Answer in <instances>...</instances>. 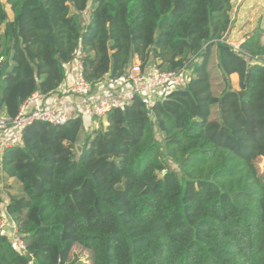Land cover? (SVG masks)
<instances>
[{"label": "trees", "instance_id": "trees-1", "mask_svg": "<svg viewBox=\"0 0 264 264\" xmlns=\"http://www.w3.org/2000/svg\"><path fill=\"white\" fill-rule=\"evenodd\" d=\"M7 5L12 19L0 0V115L58 93L79 47L93 88L121 80L135 59L186 67L191 82L152 108L136 97L90 131L83 116L27 126L0 156L6 212L26 250L0 236V264H82L77 247L92 264H264V32L239 50L228 44L231 0Z\"/></svg>", "mask_w": 264, "mask_h": 264}, {"label": "built area", "instance_id": "built-area-1", "mask_svg": "<svg viewBox=\"0 0 264 264\" xmlns=\"http://www.w3.org/2000/svg\"><path fill=\"white\" fill-rule=\"evenodd\" d=\"M85 59L86 53L79 47L70 63L67 92L76 98L73 105L61 103L42 107L44 98L35 93L22 104L15 118L0 115V140L4 132L13 130V138L21 141L24 129L37 121L55 126L65 125L70 119L71 108H74L76 117L98 120H104L110 112L122 108L136 97L144 99L147 107L152 108L171 90L191 82V73L186 67L178 71H162L153 65L143 67L138 62L129 67L119 86L103 94H96L92 85L85 79ZM2 62L3 58H0V70ZM261 63L264 64V60ZM7 147L9 146L6 144H0V156ZM6 205H0V236L6 238L17 251L24 252L25 243L18 233L16 223L8 216Z\"/></svg>", "mask_w": 264, "mask_h": 264}, {"label": "crops", "instance_id": "crops-1", "mask_svg": "<svg viewBox=\"0 0 264 264\" xmlns=\"http://www.w3.org/2000/svg\"><path fill=\"white\" fill-rule=\"evenodd\" d=\"M2 1L6 4V9L8 11L9 18L12 19V13L10 10V6L7 5L8 0H2ZM257 1L258 0H231L232 7H233L232 12H231V18H232L233 24H232V28H231L230 32L227 35V42H228V44H230L235 49L238 48V50H239L240 46L245 42V40L250 35H252L257 29L258 30L261 29L259 24H257V27L255 28L256 30L251 28L252 26H246L249 24V22L252 23V21L254 20L255 13L257 11V9H255V3ZM230 39H232L234 41L231 42ZM235 40H237L239 43H237V41H235ZM263 41H264V38H263ZM136 62H138L137 59H135L134 63H136ZM70 68H71V66L69 64L67 66L68 77H67L66 82L59 89L58 93L52 95L49 98H44L42 105H41L42 107H50L51 105L61 104V103H67V104L73 105L75 103L76 98H73L67 92V86L70 82V76H69L71 73ZM235 76H236V78H235L236 83L238 86L239 85V78H238V75H235ZM121 80L113 82L107 78L102 83L98 84L94 88V92L96 94H103V93L107 92L108 90H110L116 86H119ZM232 87H233V85H232ZM238 87L237 88L233 87V89L237 90ZM3 115H5V114H3ZM73 117H76V112H75L74 108H71L70 118H73ZM91 121H92V119H89V118L86 119L87 131L98 128L97 123L94 122L92 124ZM104 123L105 122H102L101 124H104ZM0 144H6V146L7 145L8 146H19V145H21V141L15 140L13 138V130H8L2 134ZM0 177H1L0 197L3 200L2 204L6 205L9 201V198L6 194L5 189H4L5 183H4L3 178H2L1 168H0ZM12 183H13V180H8V184H12Z\"/></svg>", "mask_w": 264, "mask_h": 264}, {"label": "rangeland", "instance_id": "rangeland-1", "mask_svg": "<svg viewBox=\"0 0 264 264\" xmlns=\"http://www.w3.org/2000/svg\"><path fill=\"white\" fill-rule=\"evenodd\" d=\"M255 9H257V11H256V13H255L254 20L252 21V23L249 22V24L246 25V26H252L251 28H253L254 30H256L255 28L257 27V24H259L260 27H261L260 30L264 32V0H258V1L255 3ZM89 19H90V15H89V12L87 11V12H85V13L82 15V17H81L82 23H83V24L88 23V22H89ZM263 38H264V37H263ZM263 38H262V39H263ZM230 41L232 42V41H234V40L230 39ZM235 41H237V40H235ZM237 43H239V42L237 41ZM263 43H264V41H263ZM136 63H138V62H136ZM218 73H219V72H218L216 69H214V71H213V74H214V84H215L214 89H215L216 93H217L218 91H220V89H219V87H218V84H219V83L221 82V80H222L220 74H218ZM217 75H218V76H217ZM235 75H236V74H232V75L230 76V78H231V82H232L233 87L237 88L238 86H237V83H236V79H235L236 76H235ZM215 76H217V77H215ZM167 89H169V87H168ZM86 119H87V118H85V120H86ZM105 120H106V119L104 118V122H105ZM94 122L97 123L98 128H100V127L102 126L100 120H98V119H92L91 123L93 124ZM105 123H106V122H105ZM105 123H104V124H105ZM89 130H90V129H89ZM85 135H86V132H84V133L80 136V141L84 139V136H85ZM260 167H261L262 172H264V160H262V162L260 163ZM169 168L172 169V170H174V171H176V172H178V168H177L175 165H173V164H170V163H169ZM76 254L79 255V258H80V260L82 261V264H92L91 259H90V254H89V252H88L87 250H84V249H82L81 247H77V248H75V250H74V255H76Z\"/></svg>", "mask_w": 264, "mask_h": 264}, {"label": "water", "instance_id": "water-1", "mask_svg": "<svg viewBox=\"0 0 264 264\" xmlns=\"http://www.w3.org/2000/svg\"><path fill=\"white\" fill-rule=\"evenodd\" d=\"M114 66V61H112L111 67ZM78 156L82 153V148L80 146H77Z\"/></svg>", "mask_w": 264, "mask_h": 264}]
</instances>
